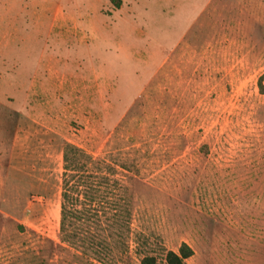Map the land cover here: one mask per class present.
Wrapping results in <instances>:
<instances>
[{"label": "rangeland", "instance_id": "rangeland-1", "mask_svg": "<svg viewBox=\"0 0 264 264\" xmlns=\"http://www.w3.org/2000/svg\"><path fill=\"white\" fill-rule=\"evenodd\" d=\"M263 72L264 0H0V264H264Z\"/></svg>", "mask_w": 264, "mask_h": 264}, {"label": "trees", "instance_id": "trees-1", "mask_svg": "<svg viewBox=\"0 0 264 264\" xmlns=\"http://www.w3.org/2000/svg\"><path fill=\"white\" fill-rule=\"evenodd\" d=\"M258 87L264 94V72L258 79ZM63 160L60 231L66 235L67 239H75L79 234L76 222L84 219V212L78 207L80 199L77 193L81 192L82 187L91 186L97 189L104 184V181L98 179L96 175L85 173L93 159L79 146L67 142L63 150ZM193 254V248L183 242L179 251L168 250L165 253V260L168 264H187V259ZM156 263L157 259L154 256L142 257V264Z\"/></svg>", "mask_w": 264, "mask_h": 264}]
</instances>
